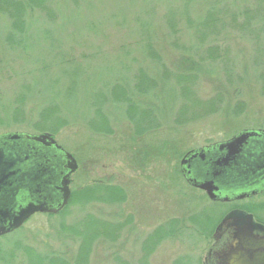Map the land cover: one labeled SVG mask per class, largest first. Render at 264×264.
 Wrapping results in <instances>:
<instances>
[{"label": "rangeland", "instance_id": "1", "mask_svg": "<svg viewBox=\"0 0 264 264\" xmlns=\"http://www.w3.org/2000/svg\"><path fill=\"white\" fill-rule=\"evenodd\" d=\"M240 127L264 129V0H0V134H49L78 163L61 214L0 237V264H213L228 227L189 214L264 229V194L213 204L179 161ZM166 220L180 233L143 260Z\"/></svg>", "mask_w": 264, "mask_h": 264}, {"label": "water", "instance_id": "2", "mask_svg": "<svg viewBox=\"0 0 264 264\" xmlns=\"http://www.w3.org/2000/svg\"><path fill=\"white\" fill-rule=\"evenodd\" d=\"M179 165L191 188L210 201L240 199L264 191V130H242L228 140L192 149ZM76 162L49 134L0 135V235L37 211L55 212L69 196ZM245 210L226 212L214 236L230 223V241L217 251L218 264H264V235L255 236Z\"/></svg>", "mask_w": 264, "mask_h": 264}, {"label": "trees", "instance_id": "3", "mask_svg": "<svg viewBox=\"0 0 264 264\" xmlns=\"http://www.w3.org/2000/svg\"><path fill=\"white\" fill-rule=\"evenodd\" d=\"M16 2V1H15ZM14 2V3H15ZM5 6V5H4ZM6 7L8 8V6L6 5ZM9 12L10 10L7 9ZM182 57V56H181ZM182 66L186 67V71L190 77H195V75H198V71H199V67L201 65H198L195 67V65L193 63H195L192 59L191 56H186V57H182ZM198 69V70H197ZM210 72V71H209ZM34 111V109H33ZM35 112V111H34ZM100 112V111H99ZM40 113L38 112L35 119H39L43 116L39 115ZM101 118H103L101 116ZM144 130V129H143ZM142 130V131H143ZM111 191V190H109ZM215 204V203H213ZM190 218V222H192V231H204L207 235L208 233H210V231L212 230V228L215 226V224L219 221L218 217H219V212H216V214L214 215L212 212H209L206 209H202L199 212H193L192 214H189L188 216ZM222 217V216H221ZM220 217V218H221ZM178 221H168L166 220L165 223H162L160 226L156 227L155 229H153L149 234H147L145 236L146 239L145 243L143 245H140L144 248L145 251L142 252V257L143 260H145L146 255H148V250H146L145 248L151 249L154 246H156V244L161 241L162 239H171L174 238L177 234H179L180 232H177L176 230H178L177 228L174 227L173 224L177 223ZM193 232H191V236L186 234V238H188L189 240L194 239V236H192V234H194ZM183 232H181L182 234ZM190 234V233H189ZM195 235V234H194ZM200 235V234H199ZM190 244V242H189ZM191 255L189 254H184V256L182 257V259L179 261V263L176 264H198L199 261L198 259H194L193 261L190 259ZM189 258V259H188ZM142 263V261H141ZM140 263V264H141Z\"/></svg>", "mask_w": 264, "mask_h": 264}, {"label": "flooded vegetation", "instance_id": "4", "mask_svg": "<svg viewBox=\"0 0 264 264\" xmlns=\"http://www.w3.org/2000/svg\"><path fill=\"white\" fill-rule=\"evenodd\" d=\"M242 130H254V131H258V130H264L263 128H260V127H244V128H239V129H237L235 132H233L230 136H228V137H225L224 139H222V140H220V141H218V142H221V141H225V140H228L230 137H232L233 135H235V134H237L238 132H240V131H242ZM2 135L4 134V133H1ZM0 134V135H1ZM214 143H217V141L216 142H213V143H208V144H205V145H202L201 147H198L199 149L200 148H202V147H206V146H210V145H212V144H214ZM195 149H197V148H195ZM190 150H192V149H190ZM190 150H187V151H185L183 154H182V156L184 155V154H186L187 152H189ZM74 158V157H73ZM74 160H75V162H76V169H75V171L77 170V168H78V163H77V161H76V159L74 158ZM179 171H180V173H181V176H182V178H183V180L186 182V180H185V178H184V176H183V171H181L182 169H181V167H180V165H179ZM75 171L73 172V173H71L69 176H67L68 177V189H69V196H70V194H71V189H70V181H71V176L75 173ZM187 183V182H186ZM204 193V192H203ZM264 194V191H262V192H258V193H256V194H254V195H251V196H247V197H244V199L243 198H240V199H234V200H227V201H212V202H214V203H234V202H238V201H242V200H245V199H249V198H252V197H255V196H258V195H261V194ZM205 195V194H204ZM68 196V199H67V201H66V203L63 205V206H61V207H59V209L58 210H56L55 212H43V213H41V214H44V215H46V216H50V217H57V215H60L61 214V211L66 207V205H67V203L70 201V197ZM233 209V208H232ZM238 209H240V210H243V209H241V208H239L238 207ZM231 210V209H230ZM229 211V210H228ZM227 211V212H228ZM38 213H40V212H36V213H33L32 215H34V214H38ZM226 213V212H225ZM224 213V214H225ZM223 214V215H224ZM32 215H30L27 219H29ZM222 215V216H223ZM27 219H25L17 228H15V229H13V230H11V231H8V232H6V233H4V234H1L0 235V237H2V236H5V235H7V233L8 234H10V233H12V232H14L16 229L18 230V228L27 220ZM228 228H226L225 229V231L223 232V234H222V236H220V238L219 239H217V241H215L216 242V245H215V251H212L211 253L213 254V264H218L217 262H218V259H217V251H220L229 241H230V239H231V236H232V233H233V231H231L232 230V226L230 225V223H228L227 225H226ZM225 226V227H226ZM221 232V231H220ZM219 232V233H220ZM252 233L255 235V236H257V237H261V236H263L264 235V229H262V227H260L259 225H256L255 227H254V229H253V231H252ZM222 240V241H221Z\"/></svg>", "mask_w": 264, "mask_h": 264}]
</instances>
